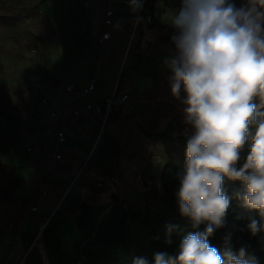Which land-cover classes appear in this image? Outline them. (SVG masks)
<instances>
[{
    "label": "crops",
    "instance_id": "obj_1",
    "mask_svg": "<svg viewBox=\"0 0 264 264\" xmlns=\"http://www.w3.org/2000/svg\"><path fill=\"white\" fill-rule=\"evenodd\" d=\"M170 1L145 0L142 8L135 9L130 0H112L111 23L105 28L102 0L87 1L92 44L81 52V57L74 61L61 83L47 95L46 103L42 102L45 95L36 96L28 128L3 159L13 179L14 190L1 216L2 246H8L11 241L9 250L17 253L32 248L44 226L61 214L59 218L64 220L56 223L54 232L67 252L79 235L74 221L78 213L76 202L108 204L114 195L128 206H138L144 202L145 187H160V170L168 161L155 164L159 157L157 141L168 132L170 122L169 118L157 113L156 108L162 110V107L151 104L170 88L171 73L164 60L175 54V48L160 38L161 31L157 27L144 25V20L151 14L161 24L174 28L170 18L176 9ZM240 1L245 3V0ZM103 30L109 32V37L101 44L98 39ZM91 79L95 89L85 97L86 101L98 104L115 87L119 93H126L128 99L113 109L97 142L101 113L95 108L90 111L83 108L84 100L68 106L69 110L75 105L80 107L78 120L62 123L66 140L56 147L60 158L43 174L51 183L49 194L38 201L36 212L25 216L39 191L41 156L53 152L47 130L54 120L48 111L61 107L58 89L68 81L78 90ZM172 103L166 106L169 115L176 109L175 104L180 106L174 100ZM33 144L39 145L38 155L27 151ZM91 150L92 155L83 165ZM110 176H116L117 180L111 182Z\"/></svg>",
    "mask_w": 264,
    "mask_h": 264
},
{
    "label": "clouds",
    "instance_id": "obj_2",
    "mask_svg": "<svg viewBox=\"0 0 264 264\" xmlns=\"http://www.w3.org/2000/svg\"><path fill=\"white\" fill-rule=\"evenodd\" d=\"M130 4L142 8V0ZM170 22L177 30L171 37L175 54L164 64L172 95L180 99L183 90L184 123L191 128L175 195L193 231L175 254L155 253L154 264H259L246 247L233 251L231 232L222 251L209 237L226 227L232 199L258 214L259 220L248 215L247 230L264 236V0L240 7L232 0H181ZM225 180L241 188L229 196ZM173 228L166 229L168 244ZM132 264L149 262L134 257Z\"/></svg>",
    "mask_w": 264,
    "mask_h": 264
},
{
    "label": "rangeland",
    "instance_id": "obj_3",
    "mask_svg": "<svg viewBox=\"0 0 264 264\" xmlns=\"http://www.w3.org/2000/svg\"><path fill=\"white\" fill-rule=\"evenodd\" d=\"M87 1L0 0V224L14 190L3 159L28 128L36 96L50 95L57 88L87 44ZM183 99V90L177 99L168 88L151 104L162 107L156 108L157 113L170 122L168 132L157 141V165L168 161L184 167L186 145L179 138L191 135V128L184 123ZM172 100L180 106L175 104L176 109L169 115L167 107L173 104ZM248 150L246 144L241 151V166ZM60 215L52 222L63 221ZM54 260L51 244L43 232L32 248L21 253L7 251V245L0 244L2 264H54Z\"/></svg>",
    "mask_w": 264,
    "mask_h": 264
},
{
    "label": "trees",
    "instance_id": "obj_4",
    "mask_svg": "<svg viewBox=\"0 0 264 264\" xmlns=\"http://www.w3.org/2000/svg\"><path fill=\"white\" fill-rule=\"evenodd\" d=\"M232 2L237 7L243 5L240 0ZM170 4L177 11L181 0H171ZM144 25L157 27L161 31L160 38L173 45L171 37L177 33L176 29L161 24L151 14L145 17ZM91 44L92 41L89 40L83 51ZM187 137L180 136L183 145H186ZM182 171V165L166 162L159 174L160 190L150 187L142 205L128 206L114 195L108 204L76 202L78 213L74 221L79 235L73 240L69 251L63 250L62 240L54 232L55 223L46 224L42 230L51 244L54 264H132L134 257L146 258L149 264H154L155 253L175 254L181 239L193 231L188 218L180 214L175 195L179 187L178 173ZM240 188L238 181L224 182V189L229 196ZM248 215L259 220L258 214L246 212L239 201L232 199L226 216V227L218 229L209 237V243L222 251L223 237L231 232L233 251L246 247L258 259L259 264H264V236H252L247 230ZM168 226H174L171 244L166 243ZM204 227L201 225L198 230L203 231ZM11 245L12 242L9 241L7 251Z\"/></svg>",
    "mask_w": 264,
    "mask_h": 264
},
{
    "label": "built area",
    "instance_id": "obj_5",
    "mask_svg": "<svg viewBox=\"0 0 264 264\" xmlns=\"http://www.w3.org/2000/svg\"><path fill=\"white\" fill-rule=\"evenodd\" d=\"M104 4V17H103V27H107L111 23L112 16V8L111 2L112 0H102ZM145 0H142L144 3ZM109 37V32L106 30L102 31L101 37L98 39V42L103 44V42ZM95 89L94 80H89L83 87L78 90H75L73 84L68 81H64L62 85L59 87L57 92V99L61 103V107L59 110H49V116L54 120V123L47 130L50 138L49 144L53 147L52 153H44L41 156V168L38 172L39 179V191L36 197V200L30 205L28 211L25 213L27 216L30 213H34L37 211V203L39 200L44 199L48 194L51 187V183L43 178V174L45 169L50 167L56 160L60 158V155L56 151V147L58 144L65 142L66 135L62 129V123L68 121L69 119H73L74 121L78 120V116L80 114V107L75 105L71 110L68 109V106L73 105L78 100L83 101V108L86 110H92L95 108L102 115V121L100 124L99 132L96 137V142L98 141L102 130L104 128L105 123L110 118L111 113L115 107L121 106L128 99V95L126 93H119L117 91V87L113 89L111 94L101 100L98 104H92L85 100V97L92 93ZM47 95H45L42 99L43 103L47 102ZM28 152H32L36 155L40 153V148L38 144H33L27 147ZM93 150L88 154L83 165L86 164L89 157L92 155ZM141 177L140 174L137 175ZM111 182H115L117 180L116 176H110ZM149 188V187H148Z\"/></svg>",
    "mask_w": 264,
    "mask_h": 264
}]
</instances>
